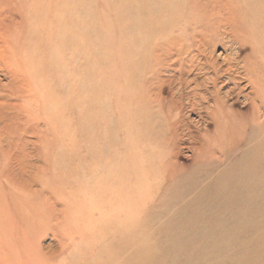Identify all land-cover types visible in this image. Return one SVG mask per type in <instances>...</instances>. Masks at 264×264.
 Listing matches in <instances>:
<instances>
[{
    "label": "rangeland",
    "instance_id": "374dc122",
    "mask_svg": "<svg viewBox=\"0 0 264 264\" xmlns=\"http://www.w3.org/2000/svg\"><path fill=\"white\" fill-rule=\"evenodd\" d=\"M261 105L264 0H0V264H264Z\"/></svg>",
    "mask_w": 264,
    "mask_h": 264
},
{
    "label": "bare ground",
    "instance_id": "6f19581e",
    "mask_svg": "<svg viewBox=\"0 0 264 264\" xmlns=\"http://www.w3.org/2000/svg\"><path fill=\"white\" fill-rule=\"evenodd\" d=\"M186 53V52H185ZM236 78V77H235ZM189 81H186V83H188ZM251 94V93H250ZM250 94H249V96H250ZM257 99V98H256ZM260 99V98H259ZM264 105H261V106H259V107H263ZM262 117V116H261Z\"/></svg>",
    "mask_w": 264,
    "mask_h": 264
}]
</instances>
